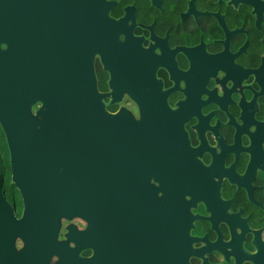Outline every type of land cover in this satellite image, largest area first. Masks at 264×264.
<instances>
[{"label":"flooded vegetation","instance_id":"flooded-vegetation-1","mask_svg":"<svg viewBox=\"0 0 264 264\" xmlns=\"http://www.w3.org/2000/svg\"><path fill=\"white\" fill-rule=\"evenodd\" d=\"M0 4L5 19L16 13L6 21L19 46L31 42L39 21L50 41L78 51L92 43L106 110L142 124L124 143L111 140L107 179L100 169L70 168L65 210L59 200L46 254L32 264H164L171 204L174 233L181 208L187 226L191 217L190 264H264V0ZM40 106L32 104L33 115ZM9 181L2 191L21 219L23 197Z\"/></svg>","mask_w":264,"mask_h":264},{"label":"water","instance_id":"water-1","mask_svg":"<svg viewBox=\"0 0 264 264\" xmlns=\"http://www.w3.org/2000/svg\"><path fill=\"white\" fill-rule=\"evenodd\" d=\"M6 14L7 19L0 10V22L15 20V12ZM8 21L9 41L6 47L0 44V128L8 147L11 183L22 194L24 212L21 219L16 218L3 194L0 170V264H32V259L40 261L46 254L59 200L65 210L63 181L70 168L79 166L86 175L100 169L107 179L113 158L111 140L116 137L124 143L129 133L138 132L134 127L142 129V124L127 119L124 113L106 110L96 86L92 43L80 44L78 51L75 43L66 46L50 41L48 34L41 37L39 21L33 22L31 42L19 46L16 28ZM1 30L0 26V36ZM34 38H42L41 43ZM35 102L41 106L33 115ZM169 190L181 204L179 189ZM101 191L108 200L109 188ZM174 198L168 202H176ZM175 208L166 205L164 264H190L187 233L191 217L187 226L181 208L174 233L169 209ZM18 239L24 242L22 248L16 246Z\"/></svg>","mask_w":264,"mask_h":264},{"label":"trees","instance_id":"trees-1","mask_svg":"<svg viewBox=\"0 0 264 264\" xmlns=\"http://www.w3.org/2000/svg\"><path fill=\"white\" fill-rule=\"evenodd\" d=\"M1 131L2 130L0 128V170L3 175L4 181L8 182L10 177V168L8 164V150Z\"/></svg>","mask_w":264,"mask_h":264},{"label":"rangeland","instance_id":"rangeland-1","mask_svg":"<svg viewBox=\"0 0 264 264\" xmlns=\"http://www.w3.org/2000/svg\"><path fill=\"white\" fill-rule=\"evenodd\" d=\"M9 180H10V178H9ZM10 182V181H9ZM21 240V239H20Z\"/></svg>","mask_w":264,"mask_h":264}]
</instances>
